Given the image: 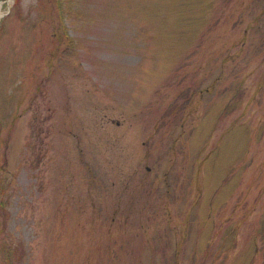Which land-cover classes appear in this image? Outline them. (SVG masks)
<instances>
[{"label": "rangeland", "instance_id": "374dc122", "mask_svg": "<svg viewBox=\"0 0 264 264\" xmlns=\"http://www.w3.org/2000/svg\"><path fill=\"white\" fill-rule=\"evenodd\" d=\"M60 3L0 0V264H264V0Z\"/></svg>", "mask_w": 264, "mask_h": 264}, {"label": "trees", "instance_id": "16d2710c", "mask_svg": "<svg viewBox=\"0 0 264 264\" xmlns=\"http://www.w3.org/2000/svg\"><path fill=\"white\" fill-rule=\"evenodd\" d=\"M22 0H15V4L20 3ZM41 2H45L46 4H54V6L58 5L60 6V1L62 0H38ZM0 146H1V131H0ZM1 172H4V162H1L0 160V174ZM4 180L0 179V208H4V199H5V187L3 186ZM4 252H6V262L7 264H19V260H22L20 257V251L18 246L12 245V246H6ZM23 254L21 253V256Z\"/></svg>", "mask_w": 264, "mask_h": 264}]
</instances>
